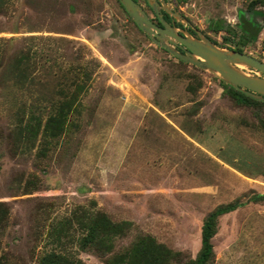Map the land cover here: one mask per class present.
<instances>
[{"label":"rangeland","instance_id":"obj_1","mask_svg":"<svg viewBox=\"0 0 264 264\" xmlns=\"http://www.w3.org/2000/svg\"><path fill=\"white\" fill-rule=\"evenodd\" d=\"M169 2L220 46L264 60V0ZM30 118L39 132L28 136ZM257 193L264 103L235 99L217 73L158 46L119 0H0V263L54 249L109 264L80 246L97 211L125 226L109 256L150 234L186 260L206 213L237 200L218 217L211 264H264Z\"/></svg>","mask_w":264,"mask_h":264},{"label":"trees","instance_id":"obj_2","mask_svg":"<svg viewBox=\"0 0 264 264\" xmlns=\"http://www.w3.org/2000/svg\"><path fill=\"white\" fill-rule=\"evenodd\" d=\"M238 43L244 44L246 40L241 38ZM233 48L243 51L240 44L235 45ZM179 60L184 62L181 59ZM16 69V75L20 82H23V78L25 79L28 77L29 72L25 69L24 72L21 71L19 66H17ZM32 81L33 77L31 76L29 82ZM223 82L227 86L229 93L235 99L241 102L264 103V100L254 98L224 80ZM69 103H71L70 100L69 102L65 101L58 110L57 114L58 118H60L56 121V124L59 126H61L64 121L63 117L68 109L67 106H69ZM31 113H33V111ZM49 126L50 125L47 127V129H49V134H55L57 132L55 126L52 128ZM23 129L27 131L28 136L29 131L34 132L35 135V133L39 132V120L33 123L31 118L27 119L23 125H20V132H22ZM253 198L263 199L264 193L254 194ZM240 204L241 202L237 200L220 203L206 213L201 224L200 247L195 257L189 256L186 260L183 259L184 256L181 250L168 247L165 243L157 241L150 234L140 235L125 249L116 250L113 255L109 256L107 251L111 250L113 247V237L122 234L125 226L122 223L113 222L105 213L99 211L88 218L86 222V232L81 237L80 246L82 249H91L94 254L109 264H211L214 257L211 237L217 229L218 217L223 213L235 209ZM7 214L8 208L0 201V224H2ZM35 264H85V262L80 257L73 258L66 253L51 249L44 252L37 259Z\"/></svg>","mask_w":264,"mask_h":264},{"label":"water","instance_id":"obj_3","mask_svg":"<svg viewBox=\"0 0 264 264\" xmlns=\"http://www.w3.org/2000/svg\"><path fill=\"white\" fill-rule=\"evenodd\" d=\"M136 25L158 46L188 63L217 73L246 94L264 100V60L233 47L220 46L170 4L169 0H146L161 24L152 20L137 0H119ZM161 9L183 25L189 23L196 35L164 19ZM254 69L261 72H250Z\"/></svg>","mask_w":264,"mask_h":264},{"label":"flooded vegetation","instance_id":"obj_4","mask_svg":"<svg viewBox=\"0 0 264 264\" xmlns=\"http://www.w3.org/2000/svg\"><path fill=\"white\" fill-rule=\"evenodd\" d=\"M144 1H145L146 5H147V8H149L151 10V12L153 13V15H154V18H152V20H154L158 24H161V22L159 21V19L157 17V14L155 13V11L148 5V3L146 2V0H144ZM146 11L148 12L147 9H146ZM161 12H162V15H163L164 19L167 20L169 23H172V24L176 25L177 27L186 28L190 33H192L193 35H196L195 31L189 25V23H186L185 25H183L179 20H177L173 15L169 14L168 12H166L164 9H161Z\"/></svg>","mask_w":264,"mask_h":264}]
</instances>
